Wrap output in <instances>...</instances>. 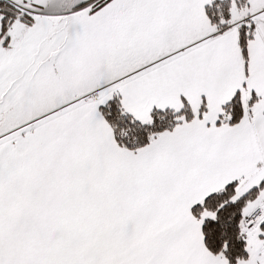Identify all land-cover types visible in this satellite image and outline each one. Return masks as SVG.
Returning a JSON list of instances; mask_svg holds the SVG:
<instances>
[{"label": "snow or ice", "instance_id": "snow-or-ice-1", "mask_svg": "<svg viewBox=\"0 0 264 264\" xmlns=\"http://www.w3.org/2000/svg\"><path fill=\"white\" fill-rule=\"evenodd\" d=\"M0 264H264V0H0Z\"/></svg>", "mask_w": 264, "mask_h": 264}]
</instances>
